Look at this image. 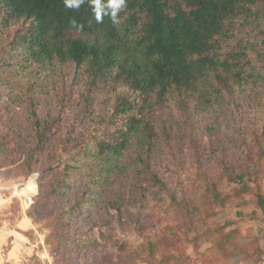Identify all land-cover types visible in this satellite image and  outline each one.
<instances>
[{
	"label": "trees",
	"instance_id": "trees-1",
	"mask_svg": "<svg viewBox=\"0 0 264 264\" xmlns=\"http://www.w3.org/2000/svg\"><path fill=\"white\" fill-rule=\"evenodd\" d=\"M118 18L96 23L89 0L79 9L64 0H0V91L10 78L32 81L18 157L43 170L37 195L54 203L55 248L63 253L77 241L81 218L99 206L139 209L151 192L206 224L198 199L168 189L151 162L180 128L159 116L189 114L190 135L199 114L229 100L236 107L240 95L264 104V0H127ZM64 68L73 70L56 90L53 78ZM188 143L198 156L197 137ZM0 155L17 160L8 148ZM221 172L240 191L248 187L245 172L231 174L227 165ZM24 174L34 184L26 208L38 173ZM257 198L264 214V197Z\"/></svg>",
	"mask_w": 264,
	"mask_h": 264
},
{
	"label": "rangeland",
	"instance_id": "rangeland-1",
	"mask_svg": "<svg viewBox=\"0 0 264 264\" xmlns=\"http://www.w3.org/2000/svg\"><path fill=\"white\" fill-rule=\"evenodd\" d=\"M72 70L64 68L53 78L56 90ZM31 85L29 76L23 75L22 81L10 78L0 91V149L8 148L17 159L5 163L0 155V264H264V214L257 198L258 194L264 197V104L260 97L245 93L238 97L236 107L229 100L192 120L196 129L190 135L191 141L197 137L198 156L188 143L185 117L190 115L167 112L159 116L174 129L180 128L157 146L151 162L168 189L198 199L206 224L193 215L186 218L187 211L165 203L164 194L160 200L151 192L139 209L126 205L118 214L99 206L88 219L81 218L78 236L73 237L77 241L63 253L55 248L54 203L48 194L37 195L43 170L21 163L23 157H18L19 145L28 140ZM208 126H215V132ZM61 155L53 165L56 168L61 167ZM224 165L231 174L246 173L245 191L223 176ZM25 168L38 173L36 194L26 208L34 184L25 177ZM116 189L111 187L106 197L114 199ZM191 211L189 207L188 216ZM24 216L29 218L25 224Z\"/></svg>",
	"mask_w": 264,
	"mask_h": 264
},
{
	"label": "clouds",
	"instance_id": "clouds-1",
	"mask_svg": "<svg viewBox=\"0 0 264 264\" xmlns=\"http://www.w3.org/2000/svg\"><path fill=\"white\" fill-rule=\"evenodd\" d=\"M85 0H64L68 9H79ZM96 23H102L105 16L109 17L113 24L119 23V13L127 6V0H89ZM70 24L75 28H82L73 18Z\"/></svg>",
	"mask_w": 264,
	"mask_h": 264
},
{
	"label": "crops",
	"instance_id": "crops-1",
	"mask_svg": "<svg viewBox=\"0 0 264 264\" xmlns=\"http://www.w3.org/2000/svg\"><path fill=\"white\" fill-rule=\"evenodd\" d=\"M26 222H29V218L24 217L23 220H22V223L25 224Z\"/></svg>",
	"mask_w": 264,
	"mask_h": 264
},
{
	"label": "built area",
	"instance_id": "built-area-1",
	"mask_svg": "<svg viewBox=\"0 0 264 264\" xmlns=\"http://www.w3.org/2000/svg\"><path fill=\"white\" fill-rule=\"evenodd\" d=\"M18 186V185H17Z\"/></svg>",
	"mask_w": 264,
	"mask_h": 264
}]
</instances>
